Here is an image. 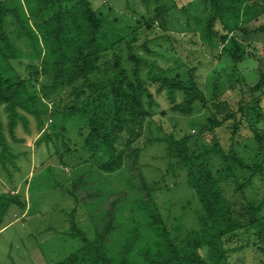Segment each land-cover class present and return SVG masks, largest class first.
I'll list each match as a JSON object with an SVG mask.
<instances>
[{"label":"rangeland","instance_id":"1","mask_svg":"<svg viewBox=\"0 0 264 264\" xmlns=\"http://www.w3.org/2000/svg\"><path fill=\"white\" fill-rule=\"evenodd\" d=\"M90 1L107 21L105 33L121 36L116 54L121 56L122 67L130 79H135L136 66L126 60L128 45L143 57L144 63L137 66V77L149 92L144 104L150 113L144 122L142 136L132 147L140 149L139 167L146 183L152 187L151 196L168 229L176 231L181 241L199 228L197 215L201 211L196 194L186 181V171L175 158L166 155L163 140L169 136L187 137L193 151H210L212 170L218 176L222 171L220 187L225 199L235 205L236 212L244 211L243 206L254 202L262 203L261 213L264 214V118L251 131L246 126L242 128L232 145L229 122L211 131H200L201 124L214 111L212 103L201 108L199 103L189 115H181L171 110L166 88L153 81L162 71L167 77L177 75L182 80L192 77L207 99L214 93L215 85L221 95L211 101L223 100L235 109L234 94L228 87L234 61L230 55L220 54L225 45L233 51L236 68L249 85L263 79L261 92H264V31L258 30L264 28V15L241 30L229 33L223 45L218 39L207 44L202 28L205 13L200 11L199 0ZM219 29L217 26L218 34ZM12 38L24 56L12 59L11 65L26 81L30 94L39 99L38 102L34 100L33 108L37 112L45 110L40 116L45 124L42 132H47L49 138L38 141L42 133L38 119L24 111L21 112L28 119L27 129L19 123L15 128L16 140L5 130L12 156L8 153L4 162H0V193L17 190L25 207L10 206L0 224V264H59L82 248L78 231L93 240L95 232L89 211L103 209L102 200L108 195L85 204L83 201L89 199L87 190L102 194L120 191L123 207L117 213L119 228L108 245L109 254L116 256L131 227V214H138L141 223L144 220L138 211H131L138 195L129 186V175L122 170L104 173L97 168L109 155L99 141L96 152L90 147L96 140L88 147L85 145L84 139L90 131L86 119L79 113L65 118L63 113L54 112L72 102L73 87H67L64 82L52 87V76L35 74L39 62L26 56L29 48L24 47L23 41L15 35ZM114 53L109 52L99 63L113 62ZM104 65L101 69H105ZM65 70V76L74 72L69 67ZM109 71L110 67L108 73L101 70L92 73L90 78L97 84L109 83L112 79ZM175 91V102H181L183 93ZM261 107L264 113V98ZM0 113L5 126L7 114L2 106ZM215 147L224 158L212 153ZM253 164L262 167L261 173L255 172L252 180L239 188V183L249 174L245 165L251 167ZM79 177L85 180L78 189V200V193L71 192V184ZM112 198H107V202ZM256 232V227L249 232L239 231L226 243L229 252L221 264H264V236ZM206 249L203 247L200 252L205 255ZM79 264L89 263L83 259Z\"/></svg>","mask_w":264,"mask_h":264},{"label":"trees","instance_id":"2","mask_svg":"<svg viewBox=\"0 0 264 264\" xmlns=\"http://www.w3.org/2000/svg\"><path fill=\"white\" fill-rule=\"evenodd\" d=\"M199 6L200 11L205 13L202 28L207 44L218 39L223 45L229 33L242 29L244 25L264 15V0H199ZM30 20L33 22L30 23ZM140 20L137 18V21ZM106 23L90 0L0 1V107L7 114L4 126L0 113V162H4L8 153L11 155L5 130L16 140V126L21 123L27 129L28 119L21 111L37 117L41 132L45 125L40 117L42 113L45 114V110L37 112L32 105L34 100L38 102L39 99L30 94L26 81L11 65L12 59L24 56L14 43L12 35H15L23 41L24 47L29 48L26 56L39 62L35 74L52 76V87L62 82L67 87H73L75 94L72 102L61 111L54 109V112L63 113L65 118L79 113L86 119L90 131L84 139L85 145L88 147L96 140L90 146L91 151L96 152L99 141L109 155L97 168L104 173L122 170L129 175V186L138 195L131 211H138L144 217L141 225L138 214H131L128 234L116 256H112L108 245L111 236L119 228L117 213L123 207L120 204V191L102 194L87 190L89 199L83 201L85 204L107 195L108 200L111 196L113 198L110 202H107V198L102 200L103 209L98 207L89 211L88 216L95 232L93 240H88L78 231L82 248L59 264H79L83 259L89 264H221L229 252L226 243L232 241L239 231L249 232L252 227H256V234L264 236L262 203L249 202L243 206L244 211L236 212L233 207L235 205L225 199L220 187L222 171L218 176L212 170L210 151H193L187 137H162L166 143V155L175 158L186 171V181L201 205L197 215V230L191 231L179 241L178 233L168 229L151 196L152 187L146 183L139 167L140 149L132 147V143L142 136L144 122L150 113L144 104L149 92L137 77V66L144 63L143 57L128 45L126 60L136 66L133 71L135 79H130L122 67L121 56L116 54L121 36L114 33L107 35L104 30ZM217 26L221 28L220 34L216 30ZM258 30L264 31V28ZM222 50L220 54L230 55L234 61L228 76V87L234 94L235 109L223 100L216 103L211 101L221 95L215 85L214 93L207 99L192 77L182 80L177 75L167 77L166 72L162 71L153 77V81L166 88L172 103L171 110L181 115H189L199 103V108L212 103L214 111L201 124L200 131H211L229 122V140L234 145L242 128L246 126L251 131L264 118L261 107L264 98V92H261L263 79L249 85L236 68L237 60L232 55L233 51L225 45ZM109 52H115L113 62L104 61L100 64L103 56L106 58ZM105 63L111 68L109 72L112 79L109 83L97 84L96 80H91L90 75L100 73L101 70L108 73ZM103 65L105 69H101ZM68 67L74 72L65 76ZM175 90L183 93L184 99L181 102H175ZM39 138L38 141L48 140L49 136L47 132H42ZM121 146L125 148L119 149ZM212 153H219L220 158H224L217 147ZM245 166L249 174L239 183V188L247 185L255 172L261 173L262 170L258 164ZM84 180L79 177L71 184V192L73 195L78 193V200V189H81ZM87 191L83 190L84 193ZM12 205L25 207L18 192H1L0 224ZM203 247L207 248L205 255L200 252Z\"/></svg>","mask_w":264,"mask_h":264},{"label":"crops","instance_id":"3","mask_svg":"<svg viewBox=\"0 0 264 264\" xmlns=\"http://www.w3.org/2000/svg\"><path fill=\"white\" fill-rule=\"evenodd\" d=\"M16 192H17V190H16Z\"/></svg>","mask_w":264,"mask_h":264}]
</instances>
